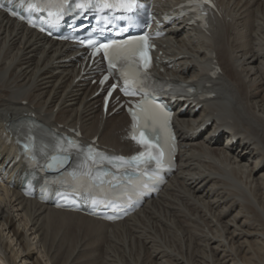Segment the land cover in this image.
Here are the masks:
<instances>
[{"label": "bare ground", "instance_id": "obj_1", "mask_svg": "<svg viewBox=\"0 0 264 264\" xmlns=\"http://www.w3.org/2000/svg\"><path fill=\"white\" fill-rule=\"evenodd\" d=\"M216 1L203 32L182 21L160 41L181 56L163 76L195 93L184 112L185 102L176 107L177 170L159 195L108 224L0 185V264H255L245 254L264 243V0ZM75 52L0 12V130L31 117L130 152L122 110L99 122L101 97L88 79L74 82L78 60L66 59ZM205 91L213 96L200 99Z\"/></svg>", "mask_w": 264, "mask_h": 264}, {"label": "snow or ice", "instance_id": "obj_2", "mask_svg": "<svg viewBox=\"0 0 264 264\" xmlns=\"http://www.w3.org/2000/svg\"><path fill=\"white\" fill-rule=\"evenodd\" d=\"M83 6V5H81ZM106 7H113L115 5H110L106 4ZM121 6L122 7H130V4H124L123 0H121ZM15 15V13H13ZM139 41H144V47L145 49L147 48V40L146 37H140ZM100 48L104 49V56L105 58L108 59L109 62V67L114 68L117 66L118 61H133V58L136 56L138 52H141L140 47H139V42L138 41H133V40H123V41H111L109 44H102L97 48V51H99ZM141 56L143 59V66L144 68L148 67V57H147V52L146 50L141 52ZM121 75L124 76V84L127 86L129 85L130 81L128 79L127 73H125L123 70L121 71ZM139 75V69H137V76ZM105 80L108 79L106 76L104 78ZM103 83V81H101ZM136 81L133 80L132 84L135 85ZM115 87V86H113ZM126 94H134L133 92H129L128 89H125ZM111 95V93H109ZM140 109V113H137L135 111L132 112V117L133 120L136 121L138 118V115L142 114L143 119L147 122L149 120L152 121L153 125L156 123V121L159 119V114L155 111H150L148 109H145L143 105H138L137 106ZM166 116V114H165ZM165 126L167 125V120L165 119L164 121ZM147 123H145L144 127H147ZM137 128V125L134 123L133 124V129L135 130ZM154 130V129H153ZM133 139H136V136L133 135ZM158 139V137H157ZM139 143L144 144L146 147L151 148L154 147L152 145L151 141L145 138L144 133H141V139L138 141ZM147 157V160L145 162H148L150 160H155L157 163V166L160 167L161 161L158 157L153 156L150 152H141L138 156H135L132 158L134 161H139L141 158ZM118 159H123V158H118ZM62 164L63 161H60ZM51 167V165H50Z\"/></svg>", "mask_w": 264, "mask_h": 264}, {"label": "rangeland", "instance_id": "obj_3", "mask_svg": "<svg viewBox=\"0 0 264 264\" xmlns=\"http://www.w3.org/2000/svg\"><path fill=\"white\" fill-rule=\"evenodd\" d=\"M261 94L263 95L264 93H261ZM72 223H73V225H72ZM72 223H70L69 227L72 230L77 231L80 227L76 226V224H74V222H72ZM67 225H69V223H67ZM75 226H76V228H75ZM196 238L197 239H203L202 236H196ZM256 242H251L248 244L247 249H246L245 259L247 261L251 260V262H253L255 264H256V262H257V264H264V243H262L261 241H256Z\"/></svg>", "mask_w": 264, "mask_h": 264}]
</instances>
